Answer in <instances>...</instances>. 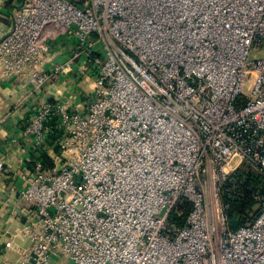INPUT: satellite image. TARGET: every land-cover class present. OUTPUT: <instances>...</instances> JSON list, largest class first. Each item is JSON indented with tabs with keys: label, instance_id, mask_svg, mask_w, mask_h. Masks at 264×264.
Returning a JSON list of instances; mask_svg holds the SVG:
<instances>
[{
	"label": "built area",
	"instance_id": "1",
	"mask_svg": "<svg viewBox=\"0 0 264 264\" xmlns=\"http://www.w3.org/2000/svg\"><path fill=\"white\" fill-rule=\"evenodd\" d=\"M8 17L0 74L41 95L23 136L58 157L23 176L28 246L4 264H264V0H22Z\"/></svg>",
	"mask_w": 264,
	"mask_h": 264
},
{
	"label": "crops",
	"instance_id": "2",
	"mask_svg": "<svg viewBox=\"0 0 264 264\" xmlns=\"http://www.w3.org/2000/svg\"><path fill=\"white\" fill-rule=\"evenodd\" d=\"M21 2L0 0V39L8 30L9 13ZM70 73L62 76L58 85H45L44 96L59 97L71 81L74 87L80 78L75 79V73ZM21 82L6 80L0 74V264L17 260L28 246L23 231L26 217H33L34 209L18 200V192L24 187L23 176L32 174L35 161L52 167L58 157L53 136L44 149L34 147L23 136L30 105L40 100L41 95L30 93L29 87ZM49 122L54 124L53 120ZM12 138L16 143L11 142Z\"/></svg>",
	"mask_w": 264,
	"mask_h": 264
},
{
	"label": "rangeland",
	"instance_id": "3",
	"mask_svg": "<svg viewBox=\"0 0 264 264\" xmlns=\"http://www.w3.org/2000/svg\"><path fill=\"white\" fill-rule=\"evenodd\" d=\"M263 55V52L259 51V53H252V57H261ZM237 177H241V178H252L253 182L255 181V177H254V171L251 170L249 167H247L246 165H241L240 167H238L237 171L235 174H233V178H237ZM186 210V207L184 209V211ZM256 208L253 204H250L249 207H245L244 208V214L241 215V217H239V215H233L234 218L232 221L235 222V226H238L240 224H243L245 222H247L248 220L251 219V216L253 217L255 214Z\"/></svg>",
	"mask_w": 264,
	"mask_h": 264
},
{
	"label": "trees",
	"instance_id": "4",
	"mask_svg": "<svg viewBox=\"0 0 264 264\" xmlns=\"http://www.w3.org/2000/svg\"><path fill=\"white\" fill-rule=\"evenodd\" d=\"M250 204H253V202L250 201V200H247V201H244V202H237V203L231 204V207L228 210V215L230 217V224L233 227H235V225H233V224H235V222L232 221L233 218H234L233 215H237V216L239 215V217H241V215L244 214V208L245 207H249ZM188 210H189V207L187 205L186 210L183 212L182 216L180 218H178V219H175V222L179 223L180 225H183V223L185 221V218L187 216Z\"/></svg>",
	"mask_w": 264,
	"mask_h": 264
}]
</instances>
